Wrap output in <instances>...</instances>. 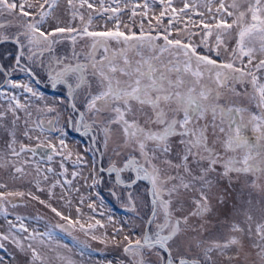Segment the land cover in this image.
I'll return each mask as SVG.
<instances>
[{"label":"snow or ice","instance_id":"obj_1","mask_svg":"<svg viewBox=\"0 0 264 264\" xmlns=\"http://www.w3.org/2000/svg\"><path fill=\"white\" fill-rule=\"evenodd\" d=\"M64 2L70 21L49 29L60 0H0V45H12L0 51L7 86L0 91V169L13 181L31 177L38 191L47 184L49 199L76 178L90 180V189L111 181L109 195L134 215L127 231L122 225L111 238L123 255L119 264H264V0ZM125 9L130 19L141 17L139 34L120 30ZM82 10H89L86 22ZM93 13L115 20V29L89 30ZM77 18L82 27L71 23ZM185 18L186 27H176ZM188 25L200 26L199 45ZM78 37L87 39V50L77 51ZM226 38L235 41L230 50ZM64 40L71 55L58 50ZM15 73L29 79H13ZM38 84L57 97L49 102ZM15 89L34 99L22 101ZM69 129L87 138L84 153L69 150ZM56 156L59 172L51 166ZM67 160L87 176L77 170L67 179ZM236 185L239 198L230 204ZM26 195L67 221L54 227L85 231L80 219L0 181V264H74L56 252L51 229H30L16 213ZM87 206L96 211L95 201ZM97 227L104 225L88 223L86 234ZM91 238L109 243L106 234Z\"/></svg>","mask_w":264,"mask_h":264},{"label":"rangeland","instance_id":"obj_2","mask_svg":"<svg viewBox=\"0 0 264 264\" xmlns=\"http://www.w3.org/2000/svg\"><path fill=\"white\" fill-rule=\"evenodd\" d=\"M110 2V0H108ZM202 3L203 0H200ZM230 2V0H229ZM130 4L133 3H143V0H129ZM176 7H181L182 4L180 0H174ZM114 6V5H113ZM201 11L204 9L201 8ZM85 14V22L87 20V14L89 10H82ZM137 11H140V9H137ZM159 8H155L156 14H158ZM153 15L152 12L149 13V17ZM94 19L92 25L89 27V30H95V31H105L108 29H115L116 21L115 20H108L106 17H101L100 15L93 13ZM131 11L130 9H125L121 15H120V30L124 31L125 33H128L129 30L132 32H135L139 34L140 32V23H141V17L136 16L134 18H131ZM71 17L66 12V6L64 0H60L59 7L56 9L55 17L50 19L48 24L46 25L49 29L54 28L59 23L61 26L67 24L70 21ZM193 19L199 21V17L193 15ZM210 19V18H209ZM187 18H185L184 22H181L176 25L178 28H185L186 27ZM73 26L76 27H82L81 21L79 18H77L75 21H71ZM144 30L147 32L149 30V21L148 18H145L144 21ZM164 23L167 24V18H165ZM151 24L153 26L152 34H156V21L154 19L151 20ZM125 25L128 27L126 28ZM191 31L197 33L196 35H193L192 42L194 44L199 45L200 44V26H197L193 28L191 25L187 26ZM173 36L176 35L175 31L172 33ZM209 42L214 44V37L209 38ZM87 39H81L77 38V44L76 49L77 51L80 50H87L88 45ZM158 43H163L162 40L158 41ZM226 43L229 48L234 46V39L226 38ZM112 48H118L119 45H117L114 41L111 43ZM58 50L62 54H68L71 55L72 50V44L70 40H64L60 45H58ZM198 51L206 52V49H203L202 47L198 48ZM227 53L223 52L221 50V58L227 59ZM214 56V53H213ZM20 73H15V75H19ZM16 78V77H15ZM14 78V79H15ZM29 78L24 77L21 79V81H27ZM7 88L5 86L2 90L4 91ZM21 97V100L23 101L25 96H27L29 99L31 98L29 94L23 93L21 89H15L13 90ZM47 94H45L46 96ZM49 102H51L52 99L56 97H50L46 96ZM0 103H5L4 97L0 96ZM22 115V114H21ZM58 134H53V142L58 144V141L55 140V136ZM4 136L0 134V146L3 144ZM65 140L68 144L69 150H71L73 153L80 152L84 153L86 146H83V143L79 141V139L71 138L70 135L65 137ZM25 143H29L28 141H24ZM34 143V142H33ZM89 159L92 158V154L88 153ZM73 159H75V155H73ZM61 157L56 156L53 159V162L51 163V166L56 169L57 172L61 171L59 164H60ZM43 167L48 166L47 163H44L42 165ZM65 166L68 168V176L67 179L73 180L71 173L73 171L82 170L83 174L87 176L88 169L87 168H77L74 166L71 162V160L65 161ZM61 179H63L61 177ZM31 180V177H28L24 180H16L13 181L10 179L9 174L6 170L0 169V181L6 182L9 184V190L14 191H23L25 193L31 191L34 195L38 196L41 200H45L46 202L52 204L53 207H56L59 211H61L65 216H68L72 220L80 219L81 223L85 224V231H81L79 228V225H76L73 228H69L68 233L61 234L58 232V234H54V227L58 223H62L67 225V221L61 219V217L56 216L48 207H46L44 204H40L38 200H33L27 195L24 197L23 202L19 203V206L15 210L16 213L22 217L25 218L26 225L29 226L30 229L35 228L39 232L43 233L49 229L52 230L53 236L55 237V241H53V247L56 249V252H58L60 255L68 256L74 261V264H109L111 261L112 264H119V261L123 259L122 252L119 248H117L113 243H111V238L113 233L116 231V229L120 228L122 225L125 228V232L128 229V226L134 221V217L125 218L120 217L119 215H116V213H112L109 210V203H105L106 200L103 201V207L101 209L97 208V196L92 193L93 189H90L88 187V184L91 183V181H88V184H85L83 180L80 178H76L73 180V183L71 186H66L65 189H61L59 186L54 189L55 195L53 198L49 199L48 195V185L42 184L41 187H43L44 191H38L34 182L29 183ZM75 188L74 190L70 189ZM79 189V191L76 193V189ZM71 191V193H70ZM231 193V198L229 200V203L235 202L239 198L240 194V186L236 185L233 189H229ZM92 194V195H91ZM244 195H247V192L244 193ZM255 196V193L253 194ZM61 196L64 197V199H61ZM83 196L84 203H80V198ZM90 197V198H89ZM111 197H106L108 200H114L111 199ZM118 206L123 205L124 203L117 199ZM70 201V203H68ZM95 201V207L96 211L93 212L91 209L88 208V204ZM77 207L81 208V214H78L76 209ZM99 210H101L102 215L99 214ZM99 214V215H98ZM89 217H92V219H89ZM109 217H111V221L109 220ZM11 218V217H10ZM96 220H99L101 224L104 225L103 228L97 227L96 229L92 230V233H94L97 236H101L102 234H106L109 238V243L105 244L102 243L99 239L94 240L91 238V234H86L87 231V224L88 223H95ZM0 223H3V217H0ZM57 233V232H56ZM47 240V238L45 237ZM117 241H122L123 239V233H121L119 236H117ZM82 243V244H81ZM67 247H64V246ZM94 249V250H93ZM92 250L95 252V254H90L89 251ZM0 255H5L4 252L0 251ZM11 255V250H9L8 255H6V259ZM51 255H54L51 254ZM16 264H23L22 258H17ZM54 264H60L59 261H54Z\"/></svg>","mask_w":264,"mask_h":264},{"label":"flooded vegetation","instance_id":"obj_3","mask_svg":"<svg viewBox=\"0 0 264 264\" xmlns=\"http://www.w3.org/2000/svg\"><path fill=\"white\" fill-rule=\"evenodd\" d=\"M12 48V45L11 44H4V45H0V51H3L4 49H11ZM16 77V78H15ZM15 77L13 76L12 78L14 79H21V78H24V77H27L24 73H20L19 75H15ZM28 78V77H27ZM6 85H3V81L2 79H0V90H2ZM35 87H37L40 91L44 92L45 94H47L48 96L50 97H57L58 93L51 89V88H47L45 87L44 84H38V85H35ZM46 95V96H47ZM69 131V135L71 136V138H74V139H79V141L81 143H83V146L85 145L87 147L88 145V140L86 137H81V135L79 133H76L75 131H72L71 129L68 130ZM92 154V153H91ZM106 163V161H105ZM111 183V181H107L106 184H101L100 187L98 189H93L92 190V193L95 194L96 191H99L100 192V196H97V205L96 207L99 209H101V207H103V201L106 200L105 203H109L110 206H109V210L110 212H112L113 214L116 213V215H119L120 217H125V218H130V217H134L133 213H131L126 207L125 205H121V206H118L117 202V198L116 197H111V199L114 198V200H108L106 197H110L111 195H109V191H108V185ZM91 184V183H90ZM75 188H71L70 190H74ZM70 191V193H71ZM77 193V191H76ZM92 195V194H91ZM99 214L102 215L101 213V210H99L98 212ZM98 214V215H99ZM103 217V215L101 216ZM58 224H62V223H58ZM65 225V224H64ZM57 232V233H56ZM61 233V234H66L68 233V231H63L61 230L60 228H54V234H58ZM82 244V243H81ZM94 250V249H93ZM89 253L92 255V254H95L94 251L90 250Z\"/></svg>","mask_w":264,"mask_h":264},{"label":"water","instance_id":"obj_4","mask_svg":"<svg viewBox=\"0 0 264 264\" xmlns=\"http://www.w3.org/2000/svg\"><path fill=\"white\" fill-rule=\"evenodd\" d=\"M41 151H43V149H41Z\"/></svg>","mask_w":264,"mask_h":264}]
</instances>
